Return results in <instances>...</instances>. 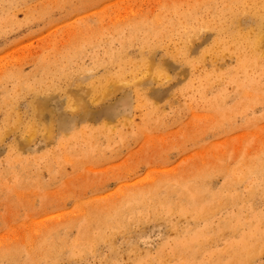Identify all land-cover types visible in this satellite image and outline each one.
I'll return each mask as SVG.
<instances>
[{
    "label": "bare ground",
    "instance_id": "bare-ground-1",
    "mask_svg": "<svg viewBox=\"0 0 264 264\" xmlns=\"http://www.w3.org/2000/svg\"><path fill=\"white\" fill-rule=\"evenodd\" d=\"M29 1L0 0V18L6 17L0 22V37L10 32L7 30L10 25L16 30L51 19L47 5L34 8L35 5L29 6ZM59 1L56 6L78 2V9L86 12L95 0ZM13 2L24 5L29 14L24 21L10 24L7 13ZM165 7L162 15L139 12L108 24L101 17L87 18L71 30L63 52L39 59L30 74H24L20 68L6 70L0 77V114L6 117L33 114L27 118L38 121L40 115L36 118V114H74L60 118V122L67 123L59 127L58 149L66 147V143L77 149L83 146L98 149L92 152L93 158L105 161L109 149L101 148L104 140L99 135L105 137L107 148L112 147L108 144L122 127L133 125L134 112L164 114L162 105L167 98L166 102H170L176 95L200 90L204 102L209 103L207 109L219 120L225 114L241 112L262 98L258 94L264 91V0H194L187 1L185 7L176 2H169ZM202 31L208 33L199 40ZM158 51L162 52L159 59ZM90 53L91 65L79 64ZM166 59L173 61L168 62V68ZM192 69L198 70V75L187 79ZM171 82L183 88L174 93L166 87ZM51 89L57 96L48 94ZM119 95L112 107H103ZM28 97L31 100L27 101ZM88 98L92 101L86 102ZM64 103L66 111L61 108ZM9 118L7 129L13 126ZM76 121L96 125L100 122V125L90 128L91 133L67 131L68 125ZM168 123L164 121L163 125ZM55 137L54 133L44 136L47 141ZM130 141L120 139L124 147H129ZM22 149L29 150L26 144L17 142L9 149L14 156L9 153L0 160V179L16 173V179L20 180L17 184L23 190L33 185L24 174V162L19 159L18 151ZM57 153L51 152L46 162L49 175L65 174L63 163L51 160H58ZM79 161L80 157H75L69 163ZM194 166L197 164L191 163L184 169L155 170L153 178L148 176L130 186H120L117 195L87 203L80 218L60 222L59 216H54L38 222L34 229L37 236L0 248V264H60L83 260L100 244L113 251L104 258L117 262L120 257H134L133 264H167L170 258L174 264L251 263L254 256L264 251V233L258 234L264 226L259 230L255 224V217L264 218V211L247 212L242 204L250 196L236 191L245 181L264 185V157L246 164L239 178H234L230 170H222L225 183L218 190L213 189L212 176L219 170H210L211 167L206 170L205 166L191 168ZM112 169L89 170L83 181L96 189L114 184L121 171ZM260 200L255 204L264 205ZM55 202L58 201L43 199L41 211L52 208ZM230 211L234 213L230 215ZM151 222L168 224L181 236H176L169 252L166 246L145 255H139L136 248L127 253L115 249L120 238H125L127 247H133V238H126L131 229ZM243 226L254 232H241ZM233 235H239L240 240L236 241ZM220 242L227 243L218 249ZM176 257L183 259L177 262Z\"/></svg>",
    "mask_w": 264,
    "mask_h": 264
},
{
    "label": "rangeland",
    "instance_id": "rangeland-1",
    "mask_svg": "<svg viewBox=\"0 0 264 264\" xmlns=\"http://www.w3.org/2000/svg\"><path fill=\"white\" fill-rule=\"evenodd\" d=\"M187 1L193 2L194 0H95L88 5L90 8L86 12H82L78 9V2L56 6L60 3L59 0H30L29 6L35 5L34 8L47 5L46 11H49L51 19L37 21L29 27L25 26L16 30H12L10 25L7 29H10V32L0 37V77L6 70L15 68L22 69L24 74H30L39 59L54 57L57 51L63 52L71 38V30L81 25L87 18L95 16L93 19L97 20L101 17L103 23H115L139 12L147 15L157 13L162 15L167 3L176 2L185 7ZM23 7L24 5L19 2L11 3L7 13L10 17V24L25 20V16L29 13ZM75 8L77 10L72 12L71 10ZM5 20L6 17L0 18V22ZM207 33V31H202L199 40ZM161 55L162 52L158 51V59ZM91 62L90 53L79 64L88 66ZM168 62L173 61L165 60L167 68ZM197 75L198 70L192 69V74L187 78L186 73L185 79H195ZM197 82L200 83L198 79ZM166 87L174 93L183 88L180 85L175 86V82L167 83ZM54 93L51 89L48 94L57 96ZM258 95L262 98L257 99L252 106L243 108L236 114H225L220 118L221 120L207 109L209 103L204 102L203 93L200 90L184 96L176 95L170 102H166L167 98L162 105L164 114L134 112L131 115L133 125H126V129L122 127L121 132L114 136L113 142L108 144L112 147L107 148L105 137L99 135L104 140L101 148L109 149L106 151L107 160L105 161L93 158L92 152L98 149L84 146L77 149L70 143L58 149L59 127L67 123L60 122V118H65V116L70 118L74 114H36V118L40 115L39 121L27 118L33 114L8 115L13 125L11 129H7L6 114H0V160H4L9 153L14 156L9 149L17 142L26 144L29 150H19V159L24 162L26 166L24 174L29 177V182L33 185L32 188L22 190L20 183L17 184L20 180L16 179V173L0 179V248L11 242L19 243L37 236L34 229L42 220L59 216L61 222L70 218L74 220L82 217L87 203L106 196L117 195L120 186H130L148 176L153 178L155 170L184 169L191 163L197 164L191 168L205 166L208 167L206 170L210 167V170L218 169L217 174L212 176L214 182L212 186L215 190L220 189L225 183L222 170H230L234 178H239L244 173L242 169L246 164L255 158L264 157V91ZM120 97L119 95L105 102L103 107H112ZM27 99V101L31 100L30 97ZM82 99L84 100L85 96H82ZM89 101L92 100L88 98L86 102ZM74 102L72 100V103ZM61 108L65 111L68 109L65 103L61 105ZM78 115L88 116L90 114ZM92 115L99 114L92 113ZM164 121H169V123L163 125ZM20 123L23 124L20 126ZM99 125L100 122L96 125L88 121H76L68 125L67 131L85 134L86 130L98 128ZM49 133H54L56 136L52 141L44 138ZM121 138L130 139V146L124 147V144L120 142ZM182 147L186 149L180 150ZM54 151L58 152V160L53 158L51 160L58 161V164L63 163L66 170L63 175H49L45 170L46 162L51 152ZM75 157H80L79 163H69ZM110 168L114 171H121L119 180L114 184L96 189L98 187L83 181L84 174L89 170ZM245 177L249 176L245 175ZM260 184L255 181H245L236 191L250 196L248 202L242 204L247 212L251 209L258 212L264 211L262 203L255 204V202H262L260 199L264 201V185ZM43 199L58 202H55L54 206L47 211H41ZM248 206L251 207L248 208ZM233 213L230 211V215ZM55 222L58 223L56 220ZM160 224L164 223L137 224L126 237L130 240L133 238L131 241L133 247H127L124 244L125 238H120L115 249L118 248L127 253L129 249L136 248L139 250V255H145L155 253L161 247L166 246L169 252L170 244L172 245L176 240V236L177 238L181 236L177 235L176 230L170 225L161 226ZM255 224L261 230L264 226V218L257 215ZM153 227L156 228L152 230ZM192 228L193 226L190 229ZM252 230H249L247 226L240 229L241 232L246 231L250 234L254 232ZM73 233L75 234L74 231ZM261 233H264V229L263 232H258V234ZM232 237L236 241L240 240L239 235ZM226 243L220 242L216 248L221 249ZM262 243L264 244V240ZM112 252L108 246L100 244L87 258L74 259L70 262L61 261L60 264H133L134 257L131 259L120 257L118 262L104 258L111 256ZM180 259L183 257H176L175 261L179 262ZM167 264H174L171 258ZM248 264H264V251L254 256Z\"/></svg>",
    "mask_w": 264,
    "mask_h": 264
}]
</instances>
